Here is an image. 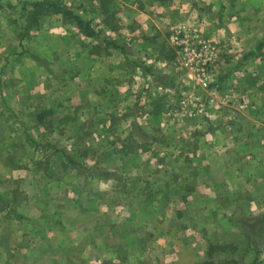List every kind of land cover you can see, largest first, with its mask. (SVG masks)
Here are the masks:
<instances>
[{"label": "rangeland", "instance_id": "374dc122", "mask_svg": "<svg viewBox=\"0 0 264 264\" xmlns=\"http://www.w3.org/2000/svg\"><path fill=\"white\" fill-rule=\"evenodd\" d=\"M260 43L264 0H0V264H264Z\"/></svg>", "mask_w": 264, "mask_h": 264}, {"label": "trees", "instance_id": "16d2710c", "mask_svg": "<svg viewBox=\"0 0 264 264\" xmlns=\"http://www.w3.org/2000/svg\"><path fill=\"white\" fill-rule=\"evenodd\" d=\"M49 3H50V2H49ZM30 5H31V7H32V9H31L32 19L37 18L39 15H41V14H40V13H41V10H43L44 7L51 8V9H55V13L59 14V10L55 8V5H53V3L48 4V3H45V2H43V1H38V2H34V3H30ZM62 13H63V12H61V14H62ZM71 15H72V14H71ZM73 16H74V19H75V21H76V23H77V25H78L79 27H82V26H83V28H88V27H90V26H89V25H88L83 19H81L80 17H78V16H76V15H73ZM89 34H91V33H89ZM106 44L112 46L114 49H117V48H118V46H117L115 43H113V42H106ZM263 46H264V43H260V44H259V45H258L253 51H251V52L245 54V55L242 57L241 62L248 60L251 56H253V55L256 54L257 52H259V51L263 48ZM64 157L68 160V162H69L71 165L77 164L75 161H73V160L71 159L70 156L64 154ZM0 202H3L1 198H0ZM16 216H17V215H16ZM17 219H21V217H20V216H17Z\"/></svg>", "mask_w": 264, "mask_h": 264}]
</instances>
